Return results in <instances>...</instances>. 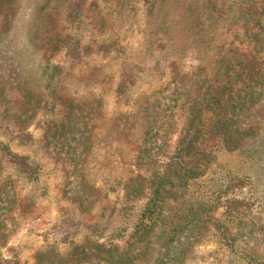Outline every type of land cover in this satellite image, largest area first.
I'll return each mask as SVG.
<instances>
[{"label": "rangeland", "instance_id": "374dc122", "mask_svg": "<svg viewBox=\"0 0 264 264\" xmlns=\"http://www.w3.org/2000/svg\"><path fill=\"white\" fill-rule=\"evenodd\" d=\"M249 2L0 0V142L41 168L38 182L16 177L0 194V261L264 264V87L237 105L230 148L214 142L194 178L185 180L172 161L195 134L184 126L199 96L193 76L180 82L186 97L173 110L171 136L150 132L156 148L140 151L147 108L164 113L176 104L162 99L176 86L173 70L190 74L248 47L237 37L253 28L243 15ZM260 22L262 31H253L264 48V16ZM75 51L80 58L70 57ZM48 65L61 71L51 78ZM53 94L73 100L66 111L77 119L74 133L90 140L48 136L59 112ZM24 127L37 142L10 140ZM0 164V179L15 176V167ZM153 179L164 185L165 209L141 243L128 245ZM179 220L187 227L172 237L168 225Z\"/></svg>", "mask_w": 264, "mask_h": 264}, {"label": "trees", "instance_id": "16d2710c", "mask_svg": "<svg viewBox=\"0 0 264 264\" xmlns=\"http://www.w3.org/2000/svg\"><path fill=\"white\" fill-rule=\"evenodd\" d=\"M141 1L145 2V0ZM147 4L150 5V3ZM147 7L149 11H152L154 8L152 5H147ZM243 15L244 17L249 15L253 17V28H249L246 30V33L237 37L241 45L248 44L247 48L241 49L240 51L229 50L223 55L218 54L211 67L201 68V70H195V72L190 74L173 70L170 73V78L173 79V83L176 86L167 95H164L162 99H170V102L172 101L176 104L173 106L169 105L170 103L166 105L167 110L164 113H152L150 107L147 108V124L143 128L146 141L143 144L144 146L140 148L141 153L143 151L147 153L151 149L156 148L153 146L154 143L152 145L148 143L150 132H161L163 139L166 140L171 136L170 134L173 132L176 116L173 110L177 108V102L180 99L183 100V97H186V95H183L184 90L181 89L180 86L182 83L180 82H183L187 76H193L192 80H195L194 88L196 91H199V96L198 101L191 103L184 126H187L186 129L195 126V134L186 146H184L185 141L181 140L176 155L172 157L173 165L177 167V171L183 172V178L185 180L192 179L197 175V171L199 170L197 168L199 166L198 164L204 159L207 160L208 149L214 147V142L223 145L227 149L230 148L229 144L233 131L232 123L240 112L238 110L235 111L238 109L237 105H246L245 102H253L259 88L264 87V48L260 47V36L262 33H254L253 31V29H260V32L262 31L260 20L264 16V0H250ZM74 53L72 55L69 54L71 58H80L79 51H75ZM47 70H51V78H54L57 71H61V68L56 65H48ZM198 71H200V74H195ZM123 86L125 87V85ZM243 88L244 90L242 91ZM244 91H251V93H247L245 99L242 97ZM53 96L57 99L53 101L55 103L53 108H56L59 112L56 114L57 117H53V120L49 122V125H51L49 129L52 131L48 132V136L69 143L81 141V144H83L84 141L87 142L90 140L86 133H81L80 135L74 133L75 127L72 126L77 119L66 111L69 107L67 103H72L73 100L64 98L60 100V96L57 94H53ZM159 106L160 104L155 100L152 109L155 110ZM69 111L71 113V109ZM186 132L184 131L182 133V139H185ZM9 138L12 142L19 144L37 142L27 127L10 131ZM165 144L166 141H163V146ZM75 151L73 150L72 158L76 154ZM174 159L176 160L174 161ZM3 162L6 163L7 167H15L14 169L17 172L15 176L14 174L9 175V179L7 180L4 178L0 179V194L5 191L6 186L14 187L16 177L38 182L39 172L41 171L39 165L34 164L30 157L14 152L10 145L0 142V163L3 165ZM6 165L4 164L3 166L6 167ZM73 165L74 169L77 170L81 165L79 159H75ZM149 183L151 185L147 186L151 187L148 193V201L144 206L143 213L137 222L133 224L132 234L129 236L127 243L128 245L141 243L159 224L165 209L164 185L162 183H156L155 179L153 181L149 180ZM139 185L142 186L143 184L140 183ZM135 190L137 191V189ZM185 217L187 218L188 216L185 215ZM168 227L172 237H177L178 233L183 232L187 226L179 220L170 222ZM172 241L173 239H170L168 243ZM94 247L100 252L105 251L111 253V250H104V245L95 244ZM99 258L101 259V257ZM102 260L106 262L104 264H131L130 261L124 259H114V261H111L107 258ZM256 260L257 258L252 257L250 262ZM0 264H9V261L1 259ZM93 264L102 263L94 262Z\"/></svg>", "mask_w": 264, "mask_h": 264}]
</instances>
